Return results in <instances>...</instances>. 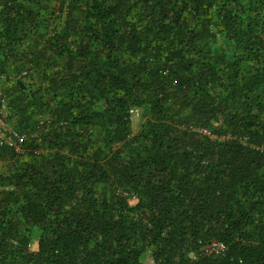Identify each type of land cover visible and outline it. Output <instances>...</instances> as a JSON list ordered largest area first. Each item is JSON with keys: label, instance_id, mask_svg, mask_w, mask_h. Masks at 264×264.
<instances>
[{"label": "trees", "instance_id": "16d2710c", "mask_svg": "<svg viewBox=\"0 0 264 264\" xmlns=\"http://www.w3.org/2000/svg\"><path fill=\"white\" fill-rule=\"evenodd\" d=\"M0 97V264H264V0H0Z\"/></svg>", "mask_w": 264, "mask_h": 264}, {"label": "built area", "instance_id": "2783aa9c", "mask_svg": "<svg viewBox=\"0 0 264 264\" xmlns=\"http://www.w3.org/2000/svg\"><path fill=\"white\" fill-rule=\"evenodd\" d=\"M6 107H5V101L0 97V144H2L4 141L8 142L9 144H12L11 137H6V123L4 121V118H6ZM225 249V246L222 243H215L213 247H209L207 252L210 253L212 251H222Z\"/></svg>", "mask_w": 264, "mask_h": 264}, {"label": "rangeland", "instance_id": "374dc122", "mask_svg": "<svg viewBox=\"0 0 264 264\" xmlns=\"http://www.w3.org/2000/svg\"><path fill=\"white\" fill-rule=\"evenodd\" d=\"M4 169H5V166L2 163H0V171H4Z\"/></svg>", "mask_w": 264, "mask_h": 264}]
</instances>
